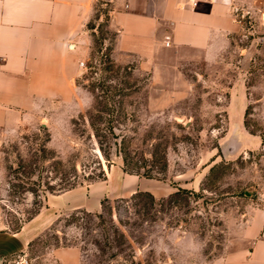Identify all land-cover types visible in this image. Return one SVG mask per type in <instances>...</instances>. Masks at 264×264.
Wrapping results in <instances>:
<instances>
[{
  "label": "rangeland",
  "instance_id": "rangeland-1",
  "mask_svg": "<svg viewBox=\"0 0 264 264\" xmlns=\"http://www.w3.org/2000/svg\"><path fill=\"white\" fill-rule=\"evenodd\" d=\"M107 11L90 23L76 103L0 134V233L70 191L98 209H50L6 264H215L264 208V0L239 9L215 59L182 49L152 71L114 55Z\"/></svg>",
  "mask_w": 264,
  "mask_h": 264
},
{
  "label": "crops",
  "instance_id": "crops-1",
  "mask_svg": "<svg viewBox=\"0 0 264 264\" xmlns=\"http://www.w3.org/2000/svg\"><path fill=\"white\" fill-rule=\"evenodd\" d=\"M249 1L0 0V134L17 133L76 103L98 6L108 8L116 32L114 55L135 58L152 71L172 51L191 50L206 60L221 55L240 34L238 11ZM77 196L70 191L52 197L49 209L20 232L0 233V264L23 253L52 224L56 217H48L50 209H98ZM76 252L56 254L74 257ZM215 264H264V208L250 215L239 247Z\"/></svg>",
  "mask_w": 264,
  "mask_h": 264
},
{
  "label": "built area",
  "instance_id": "built-area-1",
  "mask_svg": "<svg viewBox=\"0 0 264 264\" xmlns=\"http://www.w3.org/2000/svg\"><path fill=\"white\" fill-rule=\"evenodd\" d=\"M81 67L85 68L86 67L85 63H81Z\"/></svg>",
  "mask_w": 264,
  "mask_h": 264
},
{
  "label": "trees",
  "instance_id": "trees-1",
  "mask_svg": "<svg viewBox=\"0 0 264 264\" xmlns=\"http://www.w3.org/2000/svg\"><path fill=\"white\" fill-rule=\"evenodd\" d=\"M94 27H92L91 25H89V29H93Z\"/></svg>",
  "mask_w": 264,
  "mask_h": 264
}]
</instances>
